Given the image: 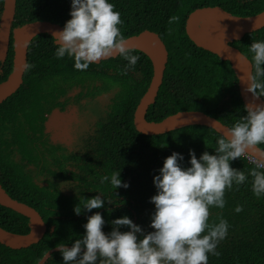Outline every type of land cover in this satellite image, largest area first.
<instances>
[{"label":"trees","instance_id":"16d2710c","mask_svg":"<svg viewBox=\"0 0 264 264\" xmlns=\"http://www.w3.org/2000/svg\"><path fill=\"white\" fill-rule=\"evenodd\" d=\"M120 13L118 25L124 38L139 34L145 29L157 32L167 45L169 61L156 102L147 112L148 120L160 121L181 110H201L232 127L247 113L241 98L238 78L228 61L197 46L186 32L189 14L205 6H221L240 16L255 15L264 10V0H109ZM71 0H17L14 26L35 20H51L64 26L71 17ZM3 0H0V17ZM175 18V19H173ZM264 41V31L246 35L233 43L252 60L249 46L252 42ZM57 45L53 36H36L28 50V68L24 83L7 100L0 103V183L15 199L36 208L43 216L48 231L43 239L28 248L13 249L0 243V264H38L52 248L61 244L71 245L84 233L87 217L99 211L106 223L103 231H111L110 221L127 215L145 232L149 227L154 205L150 198L156 194L153 177L159 174L164 159L173 152L183 155L180 163L188 167L189 150L197 156L208 151L214 154L216 141L224 138L212 128L192 125L165 134L147 135L139 132L134 124V113L141 97L146 92L153 67L150 58L140 50L134 69L123 71L127 61L122 56L90 64L86 71L74 68L71 58L57 59ZM14 57L13 38L9 54L2 65L0 82L12 71ZM253 62V61H252ZM254 64V62H253ZM255 72V68H254ZM60 75V76H59ZM73 76L74 83L84 77L105 82V90L119 87L108 113L107 121L101 123L93 153L75 172L83 190L72 196L58 190L40 186L26 166L14 158V151L35 164L31 145L42 131L38 119H45L56 104L45 108L42 103L49 99V84L56 77ZM264 80V77L261 78ZM65 91V90H63ZM264 98V97H263ZM38 107L43 111L37 112ZM264 148V144L259 145ZM258 162L243 155L230 162V166L248 172ZM264 171V168L257 169ZM120 171L127 189H115L110 183H100V177L111 176ZM251 177L239 186L225 190V207L209 209V223H218L220 218L228 224L226 238L218 244L219 255L208 256V264H264V196L253 195ZM102 193L105 207L81 211L76 215L74 207L83 198H92ZM237 205L243 211H234ZM0 226L6 230L26 234L30 231L29 218L0 204ZM54 226V230H52ZM127 230V229H122ZM46 264H63L59 251Z\"/></svg>","mask_w":264,"mask_h":264},{"label":"clouds","instance_id":"9594fccd","mask_svg":"<svg viewBox=\"0 0 264 264\" xmlns=\"http://www.w3.org/2000/svg\"><path fill=\"white\" fill-rule=\"evenodd\" d=\"M114 8L109 0H71V18L53 33L55 57L67 56L76 70L86 71L90 64L118 54L127 61L123 71L134 69L139 56L127 46L118 27L120 13ZM249 51L255 72L246 75V90L254 97H264V41L252 42ZM245 111L227 136L216 141L214 154L205 151L197 158L190 149L188 167L180 163L184 160L180 153L164 159L159 174L153 177L156 194L149 201L154 205L149 224L152 231L145 232L124 215L111 220V231L105 232L106 221L97 211L87 217L84 233L71 247H57L63 264H208L209 254L219 255L216 248L226 238L229 224L223 218L209 223V209H223L225 190L244 184L249 176L253 195L264 196V171L257 170L264 168V161L247 175L230 166L249 149L264 144V104L246 105ZM105 182L115 189L129 187L122 182L120 171L100 177V183ZM71 184L65 182L60 189L74 190ZM106 202L110 201L98 193L83 198V205L79 202L73 211L80 215L82 208L91 212L104 208ZM234 211L240 213L243 207L237 205Z\"/></svg>","mask_w":264,"mask_h":264},{"label":"water","instance_id":"95a60500","mask_svg":"<svg viewBox=\"0 0 264 264\" xmlns=\"http://www.w3.org/2000/svg\"><path fill=\"white\" fill-rule=\"evenodd\" d=\"M16 7L17 0H3V10L0 17V62L6 61L12 38L14 57L12 71L6 80L0 82V103L16 93L24 83V74L28 68V50L32 40L45 33L53 36L54 32H58L64 27L51 20H35L14 26ZM263 31L264 10L255 15L240 16L221 6H205L192 11L186 21V32L197 46L218 55L222 60L231 64L238 78L239 91L245 106L264 104V98L254 97L252 93L246 90L248 87L246 75L254 74V64L233 43L246 35H256ZM125 40L129 48L145 53L150 58L153 67L150 84L134 113V124L139 132L147 135H160L187 126L201 125L214 129L224 137L227 136L231 127L201 110H181L164 117L160 121L148 120L147 112L150 106L156 102L164 80L169 61V50L161 36L149 29L129 36ZM118 56V54H114L102 61ZM2 71L3 69L0 67V73ZM72 117H76L74 109L66 114L56 109L47 122L49 131H52L53 126L58 121L60 123L58 128L61 131L71 132ZM69 138L62 140L66 143ZM262 153H264V148L257 145L249 149L245 155L260 163L264 161ZM0 204L28 217L30 226V231L26 234L15 233L0 226V243L13 249H22L39 243L43 239L48 231V226L41 213L29 204L13 198L1 183ZM66 246L71 247V245ZM57 247L50 249L38 264H46L48 259L55 252H58Z\"/></svg>","mask_w":264,"mask_h":264},{"label":"flooded vegetation","instance_id":"af4514ba","mask_svg":"<svg viewBox=\"0 0 264 264\" xmlns=\"http://www.w3.org/2000/svg\"><path fill=\"white\" fill-rule=\"evenodd\" d=\"M3 63L0 62V67ZM59 76L51 79L48 85L49 99L42 103L44 108L50 103L56 105L49 112H44L45 119L39 118L37 121L43 126L31 145L36 163H30L18 150L14 151V158L26 166L34 181L40 186L72 196L83 190L79 186L80 181L76 179L75 172L79 173L78 168L84 163V159H88L87 155L93 153L91 145L95 143L100 124L107 121L119 87L105 90V82L99 79L84 77L83 82L74 83L73 76ZM43 107H38L37 112L43 111ZM56 109L65 114L75 110L76 117H72L71 132L61 131L58 128L60 125L58 121L52 131H49L47 122ZM67 138L69 140L65 143L62 139ZM65 182L72 183L70 186L74 190H61L60 185ZM51 228L54 230V226Z\"/></svg>","mask_w":264,"mask_h":264}]
</instances>
